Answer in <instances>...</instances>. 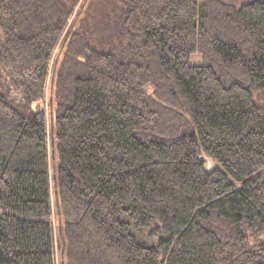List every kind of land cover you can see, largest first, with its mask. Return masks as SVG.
Masks as SVG:
<instances>
[{
    "label": "trees",
    "instance_id": "16d2710c",
    "mask_svg": "<svg viewBox=\"0 0 264 264\" xmlns=\"http://www.w3.org/2000/svg\"><path fill=\"white\" fill-rule=\"evenodd\" d=\"M262 237L264 0H0V264H264Z\"/></svg>",
    "mask_w": 264,
    "mask_h": 264
},
{
    "label": "rangeland",
    "instance_id": "374dc122",
    "mask_svg": "<svg viewBox=\"0 0 264 264\" xmlns=\"http://www.w3.org/2000/svg\"><path fill=\"white\" fill-rule=\"evenodd\" d=\"M200 60H201L200 56H198V55L197 56H192L190 58V63L196 65V64H199L200 63ZM36 106L38 108H41L42 107V105H41L40 102H38L36 104ZM211 165L212 164L210 162H208L206 164V168L211 167ZM54 224H55V231H57V228L58 227H57V220L56 219H54ZM132 232L134 233V235L136 236V238L141 243L146 244V245H154V244H156L158 237L160 235H163L164 234V232L162 230H160L157 235H149L148 232H147V229L139 228V227H135V226H132ZM261 241H264V237L261 238ZM55 255H56V263L57 264H64L65 263L64 255L61 252V250L56 249Z\"/></svg>",
    "mask_w": 264,
    "mask_h": 264
},
{
    "label": "water",
    "instance_id": "95a60500",
    "mask_svg": "<svg viewBox=\"0 0 264 264\" xmlns=\"http://www.w3.org/2000/svg\"><path fill=\"white\" fill-rule=\"evenodd\" d=\"M201 159H203V157H201Z\"/></svg>",
    "mask_w": 264,
    "mask_h": 264
}]
</instances>
